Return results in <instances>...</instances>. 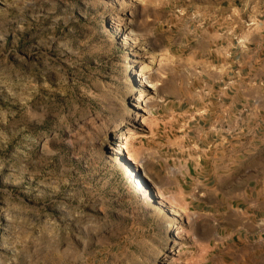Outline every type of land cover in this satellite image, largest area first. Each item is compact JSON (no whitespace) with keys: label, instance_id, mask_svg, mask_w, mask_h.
I'll return each mask as SVG.
<instances>
[{"label":"rangeland","instance_id":"1","mask_svg":"<svg viewBox=\"0 0 264 264\" xmlns=\"http://www.w3.org/2000/svg\"><path fill=\"white\" fill-rule=\"evenodd\" d=\"M259 23L264 0H0V264H229L172 104Z\"/></svg>","mask_w":264,"mask_h":264},{"label":"crops","instance_id":"2","mask_svg":"<svg viewBox=\"0 0 264 264\" xmlns=\"http://www.w3.org/2000/svg\"><path fill=\"white\" fill-rule=\"evenodd\" d=\"M214 59L203 60L194 88L171 103L185 130L182 158L200 169L210 159L199 187L219 210L201 201L199 215L229 222V264H264V23Z\"/></svg>","mask_w":264,"mask_h":264},{"label":"bare ground","instance_id":"3","mask_svg":"<svg viewBox=\"0 0 264 264\" xmlns=\"http://www.w3.org/2000/svg\"><path fill=\"white\" fill-rule=\"evenodd\" d=\"M148 63H149V64H152V63H153L152 59H151V61L149 60ZM128 176H129L130 178H132V177L134 176V170H133V169H130V170L128 171ZM134 177H135V176H134ZM134 177H133V178H134ZM136 179H137V181H140L139 178H138V176L136 177ZM137 181L134 183V186H135V188L140 189L142 185L140 186V184L137 183Z\"/></svg>","mask_w":264,"mask_h":264},{"label":"built area","instance_id":"4","mask_svg":"<svg viewBox=\"0 0 264 264\" xmlns=\"http://www.w3.org/2000/svg\"><path fill=\"white\" fill-rule=\"evenodd\" d=\"M258 223L264 225V217L259 218L258 219Z\"/></svg>","mask_w":264,"mask_h":264}]
</instances>
